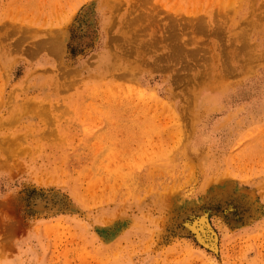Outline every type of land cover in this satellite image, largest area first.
<instances>
[{"label": "rangeland", "instance_id": "obj_1", "mask_svg": "<svg viewBox=\"0 0 264 264\" xmlns=\"http://www.w3.org/2000/svg\"><path fill=\"white\" fill-rule=\"evenodd\" d=\"M0 264H264V0H0Z\"/></svg>", "mask_w": 264, "mask_h": 264}, {"label": "bare ground", "instance_id": "obj_2", "mask_svg": "<svg viewBox=\"0 0 264 264\" xmlns=\"http://www.w3.org/2000/svg\"><path fill=\"white\" fill-rule=\"evenodd\" d=\"M210 236H211V235H210ZM204 242H205V241H204ZM205 243L208 244V245L211 246V247H213V245H214L212 242H208V243L205 242ZM214 246H215V245H214Z\"/></svg>", "mask_w": 264, "mask_h": 264}]
</instances>
